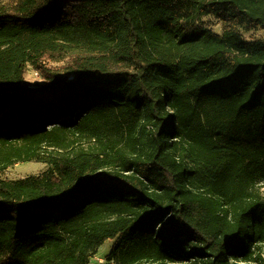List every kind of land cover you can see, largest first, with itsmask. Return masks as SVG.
Returning <instances> with one entry per match:
<instances>
[{
	"label": "trees",
	"instance_id": "1",
	"mask_svg": "<svg viewBox=\"0 0 264 264\" xmlns=\"http://www.w3.org/2000/svg\"><path fill=\"white\" fill-rule=\"evenodd\" d=\"M254 27L264 0H0V264H264Z\"/></svg>",
	"mask_w": 264,
	"mask_h": 264
},
{
	"label": "rangeland",
	"instance_id": "2",
	"mask_svg": "<svg viewBox=\"0 0 264 264\" xmlns=\"http://www.w3.org/2000/svg\"><path fill=\"white\" fill-rule=\"evenodd\" d=\"M215 31L220 32V26L216 23ZM242 37L245 41H251L253 39H264V29L259 27H254L248 32H243ZM66 65V61L60 63L47 62L44 64L46 72H51L55 69L62 68ZM43 72L39 70L36 66L27 65L24 73V80L31 86L38 85L43 81ZM46 169V166L42 163H18L10 168L3 178L7 179H21L31 175H39ZM259 193L264 197V186L262 184L258 185ZM113 241H106L97 251L96 255L89 264H105V257L110 253Z\"/></svg>",
	"mask_w": 264,
	"mask_h": 264
}]
</instances>
